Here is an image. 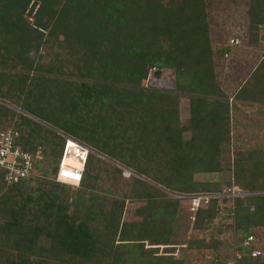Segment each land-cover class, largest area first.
Listing matches in <instances>:
<instances>
[{"label":"trees","instance_id":"1","mask_svg":"<svg viewBox=\"0 0 264 264\" xmlns=\"http://www.w3.org/2000/svg\"><path fill=\"white\" fill-rule=\"evenodd\" d=\"M246 15L248 35L260 27L264 39V0H247ZM223 47L205 0H0V101L22 112L0 104V131L43 154L37 176L5 184L0 173V264H264V144L232 142L242 106L264 129V53L228 92L215 73ZM152 67L169 69L174 88L145 86ZM58 133L112 164L88 152L77 186L55 181ZM159 188L248 194L189 211ZM248 234L257 256L243 253Z\"/></svg>","mask_w":264,"mask_h":264},{"label":"rangeland","instance_id":"2","mask_svg":"<svg viewBox=\"0 0 264 264\" xmlns=\"http://www.w3.org/2000/svg\"><path fill=\"white\" fill-rule=\"evenodd\" d=\"M207 3V18L209 24V33L213 44H223L229 49L228 55L226 57H221L215 59V73L217 81L222 85L228 92L235 90L239 83L246 78L247 74L254 68L257 62L261 59V55L264 53V39L261 38V28L258 27V32L256 35H248L247 27V15H246V5L247 0H205ZM235 8V9H234ZM229 38H236L239 40L237 46L228 45ZM145 86H154L156 88L173 89L174 80L172 72L167 68L152 67L148 69L146 79L143 81ZM0 104L9 106L17 113H21L15 107L9 105L8 103ZM181 109L180 118L187 116L186 109V99H180ZM183 107V108H182ZM241 113L236 112L232 117L233 127L232 128V142L239 143L240 141L245 143V146H261L264 144V129L262 130L256 125L251 123L261 121L262 113L257 112L256 106H242L240 107ZM243 112V113H242ZM240 113V114H239ZM24 115V114H23ZM26 116V115H25ZM28 117V116H26ZM33 117V116H32ZM29 118V117H28ZM34 118V117H33ZM32 119V118H30ZM40 124L37 119H32ZM254 120V121H253ZM238 135L239 140L234 141V137ZM183 138L188 137L187 132H183ZM95 156L107 160L112 164V161L106 157L98 154L97 152L90 151ZM232 156V155H231ZM43 160V158H42ZM41 160V161H42ZM37 166V174L39 175L40 167ZM75 162L76 166H79L78 161L73 156H65L64 162ZM50 176V174L48 175ZM138 178H141L138 176ZM195 181H215L220 180V176L216 173H196L194 174ZM224 179V177H221ZM99 186H107V183L99 182ZM223 190H225L224 183H222ZM165 195H168L167 191L159 188ZM173 192V191H172ZM191 195L183 194L176 198L179 200L182 207L187 208L189 211L192 210L193 203L190 198ZM172 198V197H171ZM195 202V201H194ZM221 221V222H220ZM224 224L225 219H220L218 223ZM201 233H196L194 231H189L188 236H200ZM227 237L228 233L225 232L222 237ZM255 239V246L258 245L257 237L253 236ZM161 246H159V251ZM208 254V251L201 250L199 252L193 251L192 254L197 257V254Z\"/></svg>","mask_w":264,"mask_h":264},{"label":"built area","instance_id":"3","mask_svg":"<svg viewBox=\"0 0 264 264\" xmlns=\"http://www.w3.org/2000/svg\"><path fill=\"white\" fill-rule=\"evenodd\" d=\"M237 43L238 40L236 38L228 40L229 45H236ZM58 134L64 138V142L58 160L57 169L54 174V180L77 186L82 176L85 158L91 150L86 145L62 133ZM16 136L17 132L13 128L0 131V173L2 174V180L5 184H12L20 180H26L37 176V163L43 158V154L39 147L33 152H27L15 145L14 138ZM69 143L74 147L68 146ZM65 156H73L78 161L79 166L74 167L64 163ZM116 166L121 170L122 177L128 178L131 175L135 176L130 170L119 165ZM167 193L175 199L183 195L172 191H167ZM245 194H248V192L231 191L220 194H190L191 196L189 199H191L193 203L192 209H194L200 202L206 203L210 197H219L223 195L233 197ZM254 241L255 239L251 234H248L243 238L242 247L244 248V254L252 257L260 254V250L255 246Z\"/></svg>","mask_w":264,"mask_h":264},{"label":"crops","instance_id":"4","mask_svg":"<svg viewBox=\"0 0 264 264\" xmlns=\"http://www.w3.org/2000/svg\"><path fill=\"white\" fill-rule=\"evenodd\" d=\"M234 9H235V8H234ZM245 12H247V5H246V11H245ZM229 39H233V38H229ZM229 39H228V40H229ZM217 45H218V44H217ZM222 45H223V44H222ZM228 45H229V44H228ZM223 46H224V47H223V51H224V50L226 51V50H227V48L225 47L226 45H223ZM232 46H236V45H232Z\"/></svg>","mask_w":264,"mask_h":264},{"label":"water","instance_id":"5","mask_svg":"<svg viewBox=\"0 0 264 264\" xmlns=\"http://www.w3.org/2000/svg\"><path fill=\"white\" fill-rule=\"evenodd\" d=\"M23 114L26 115V116H28L29 118H32V119H35L36 120V118H33L31 115H28L26 113H23Z\"/></svg>","mask_w":264,"mask_h":264},{"label":"bare ground","instance_id":"6","mask_svg":"<svg viewBox=\"0 0 264 264\" xmlns=\"http://www.w3.org/2000/svg\"><path fill=\"white\" fill-rule=\"evenodd\" d=\"M64 163H67L69 166H73V165L69 164L68 162H64ZM74 167H77V166H74Z\"/></svg>","mask_w":264,"mask_h":264}]
</instances>
